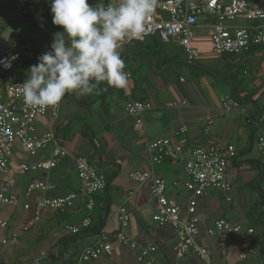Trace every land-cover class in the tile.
<instances>
[{"label":"crops","instance_id":"0c3cea01","mask_svg":"<svg viewBox=\"0 0 264 264\" xmlns=\"http://www.w3.org/2000/svg\"><path fill=\"white\" fill-rule=\"evenodd\" d=\"M18 1L0 0V9H17ZM107 3H114V0ZM206 22V18H202L196 30L194 45L200 52L196 61H188L176 45H165L154 38L136 43V47L131 44L122 55L124 71L132 74L126 88L115 89L101 82L94 87L93 93L96 94L100 88L98 95L103 97V101L88 104L86 96L81 105L82 97L74 92L73 96L63 100L56 118L45 116L36 119L37 132L53 131L69 156L48 173H24L18 169L20 164L45 160L49 151L31 158L20 146L14 150L5 180L16 197V203L2 208L0 212V217L9 223L6 230L0 231V241L15 232L19 240L14 246L0 244V264H74L82 249L96 242L100 233L112 238L119 230L116 210L121 205L130 212L126 233L140 246H156L153 264H199L193 256L176 257L172 251L176 243L173 230L154 224L152 216L156 202L150 192L152 180L137 185L128 177L133 171H153L155 179L166 182V196L185 207L190 194L184 189L187 177L182 166L170 162L151 164L146 152L148 141L172 137L181 124L188 126L189 140L193 145H202L212 139L221 146L232 145L236 150V156L227 169L233 188L232 201L226 203L215 189H210L198 201L199 242L209 251L213 264H264V221L258 215L255 217L253 212L249 215L252 210L249 192L253 186L260 189L264 196V152L257 149L258 139L264 135V121L261 120L264 116V54L253 49L238 56H214ZM255 23L237 19L232 24L250 26ZM27 24L31 25L23 27L16 23L15 26L9 24L8 28H0V55L8 52L13 44L21 53L11 71L16 81L27 78L29 68L38 63L41 53L50 51L52 43L38 36L34 28L36 24ZM204 31L207 33L204 34ZM43 42L45 47L40 51L37 46ZM225 95L234 98L239 108L221 112V98ZM129 98L151 106L144 114L145 130L141 134L135 129L134 118L125 112V103ZM169 104L173 106L169 107ZM208 118L213 120V124L209 136H206L203 129ZM89 137L93 139V145ZM79 156L90 159L107 181L105 190L93 197L90 228L82 231L75 241L68 239L71 242L65 245L61 242V239L72 236L64 232L65 225L80 226L87 216L86 202L80 198L70 209L42 212L40 221L23 232L24 224L34 215L36 200L64 196L79 188L74 162ZM33 180L48 182L54 189L37 192L27 198L25 189ZM173 183L178 185L173 186ZM238 197L241 205L237 202ZM258 202H263L260 207L264 209V200ZM25 204L30 205L28 210L24 209ZM245 215L260 222L257 227L256 223L247 225L253 233L245 239L235 234H208V229L216 220L226 219L241 225V221L245 224ZM97 227H101L99 233ZM112 241V257L83 264H137L131 250ZM253 247L255 254L246 259L240 258L241 253Z\"/></svg>","mask_w":264,"mask_h":264},{"label":"built area","instance_id":"2783aa9c","mask_svg":"<svg viewBox=\"0 0 264 264\" xmlns=\"http://www.w3.org/2000/svg\"><path fill=\"white\" fill-rule=\"evenodd\" d=\"M116 0H114V3ZM36 0H19L16 3L18 10L34 12ZM202 18H206V27L209 31L211 52L214 56L242 55L257 49L264 54V0H156L152 15L146 21V34L143 39L125 42L119 49L121 57L124 50L133 43H144L148 38L170 45L174 44L190 62L196 61L200 52L194 45L196 30ZM237 19L252 20L256 23L250 26H235L232 23ZM1 33V30H0ZM50 48V47H49ZM51 50V48H50ZM12 56L17 59L12 60ZM21 58L17 45H11L8 52L0 55V212L4 207H12L16 197L5 178L9 171L14 150L17 146L31 158L48 150L49 157L45 160L22 163L18 166L21 172L48 173L69 156L68 151L60 144L53 131L39 134L36 128V119L45 116L56 118L63 100L71 93H67L57 106L44 110L31 109L23 103L22 95L16 85L24 81L12 78L11 71L15 63ZM10 63V67L5 65ZM128 79L132 74L125 71ZM221 112H231L239 108L238 102L231 96L221 98ZM169 107L173 104H169ZM125 112L134 118L135 129L140 134L145 130L144 114L151 106L144 101L127 99ZM264 121V116L261 117ZM213 120L208 118L203 133L209 136ZM257 149L264 152V135L259 137ZM146 152L151 164L170 162L182 166L187 177L184 189L190 194L185 207L166 196L167 184L164 180L154 178L153 171L130 172L129 179L137 185L152 180L151 196L156 202V209L152 220L157 227H169L176 236V243L172 251L176 257L193 256L199 264H213L207 248L199 242L200 220L197 214L199 199L203 198L210 189L219 191L226 203L232 201V184L227 176L230 162L236 156L234 146H221L212 139L205 144L193 145L189 140V128L181 124L176 128L172 137H163L147 142ZM79 188L60 197H41L35 201V211L23 226L22 231L32 229L41 218L44 211L61 212L74 207L78 199L86 202L87 216L80 226L65 225L64 232L70 235H79L90 228L92 220L90 213L94 206L93 197L105 190L106 178L99 173L96 167L85 157L74 159ZM178 183H173L177 186ZM54 186L42 180H33L25 189L27 198L37 192L52 191ZM29 204L24 205L28 210ZM119 230L111 237L100 233L97 241L82 249L74 264L94 262L103 257H112L114 254L113 241L128 248L134 254L137 264H153L152 256L156 253L155 245L140 246L127 233L130 224V212L121 205L116 210ZM7 220L0 217V231L8 228ZM235 234L242 240L253 233V229L240 224H233L226 219H218L208 229L213 233ZM18 233H12L3 238V246L16 245ZM256 253L250 248L240 254L246 259ZM1 258V255H0Z\"/></svg>","mask_w":264,"mask_h":264},{"label":"clouds","instance_id":"9594fccd","mask_svg":"<svg viewBox=\"0 0 264 264\" xmlns=\"http://www.w3.org/2000/svg\"><path fill=\"white\" fill-rule=\"evenodd\" d=\"M52 23L61 31L51 50L38 57L27 78L16 85L31 109L57 106L67 93L86 97L101 82L115 89L127 86L119 49L143 39L156 0H116L102 5L88 0H50ZM12 60L17 56H12ZM10 67V63L5 65Z\"/></svg>","mask_w":264,"mask_h":264},{"label":"water","instance_id":"95a60500","mask_svg":"<svg viewBox=\"0 0 264 264\" xmlns=\"http://www.w3.org/2000/svg\"><path fill=\"white\" fill-rule=\"evenodd\" d=\"M51 4L46 3L45 0H36V7L33 13H24L23 11L12 9L0 12V24L10 22V23H34L37 27L44 32L47 36L54 39L56 33H54L42 20L41 16L43 12L50 7ZM136 47L137 44L133 43ZM74 92L70 94L73 96ZM83 99L80 101V104L83 105Z\"/></svg>","mask_w":264,"mask_h":264},{"label":"rangeland","instance_id":"374dc122","mask_svg":"<svg viewBox=\"0 0 264 264\" xmlns=\"http://www.w3.org/2000/svg\"><path fill=\"white\" fill-rule=\"evenodd\" d=\"M106 1H108V2H111L112 0H96V5H102V4H105V2ZM7 23V22H6ZM21 24V26H23V27H27V26H30L31 24H24V23H20ZM47 25L49 26V29L51 28L52 30H56V28L54 27V26H52V24L49 22V21H47ZM34 26V25H33ZM8 28V26H7V24L3 27V28ZM34 28H35V31H36V33L38 34V36H41V38H42V40H46V41H51V38L49 37V36H47L44 32H42L38 27H36V26H34ZM60 31H61V28L59 29ZM207 33V31H204V34H206ZM45 47V43L43 42L40 46L38 45L37 46V48L40 50V51H42V49ZM180 50V49H179ZM179 52H182L181 50L179 51ZM41 53V52H40ZM41 55H42V53H41ZM40 55V56H41ZM230 56H232V55H230ZM90 160V159H89ZM95 165L97 164V162H93ZM24 175V177H26L25 176V174H23ZM257 183V182H256ZM253 190V191H252ZM251 190V193L249 192V194H250V199H251V211L249 212V215H252V213L251 212H253V215L256 217L257 215L259 216V217H261L262 218V221H264V209H261V207H260V205L261 204H259V202L258 201H260L261 199H263V196H262V192H259L260 191V189H258V188H256V186H253V189ZM258 196V197H257ZM239 200V197L237 198V202L239 203V205H241V201L239 202L238 201ZM234 204H236L235 203V201L233 202ZM223 205L224 206H226L227 208H229L230 207V205H226V204H224L223 203ZM249 215H245V217L243 218V220L245 221L244 223L245 224H243V221H241V217H239L238 219H239V221H241V225H243L244 227H248L247 225L250 223L251 225H254L255 223H256V226L255 227H257V225L260 223L259 221L258 222H256V221H253V219H251V217H248V218H246L247 216H249ZM237 219V220H238ZM259 232V231H258ZM256 235H257V233H256ZM88 264H91V263H88Z\"/></svg>","mask_w":264,"mask_h":264},{"label":"trees","instance_id":"16d2710c","mask_svg":"<svg viewBox=\"0 0 264 264\" xmlns=\"http://www.w3.org/2000/svg\"><path fill=\"white\" fill-rule=\"evenodd\" d=\"M94 1H95V0H91L89 4H95ZM45 2L51 4V3H50V0H46ZM50 9H51V6L48 7V8L43 12L41 18H42V20L46 23V25H47V21H49V22L52 24V26H54V27L56 28V30H52V29L50 28L53 32H55V33L60 32L59 29H60L61 27H60V26H57V25H54V24L52 23V19H53V17H52V13H51V10H50ZM1 11H2V10L0 9V12H1ZM6 24H7V25L11 24V25H13V26L16 25V23H10V22H7V23H2V24H0V28L2 29V27H4ZM34 25H35V24H34ZM35 26L37 27V25H35ZM47 26H48V25H47ZM48 27H49V26H48ZM51 41L53 42V39H51ZM100 92H101V91H100V88H99V90L97 91L96 94L92 93V94L88 95V96H87V98H88L87 103H88V104H92V103H94L96 100H102V101H103V97H101V96L98 95V94H100ZM87 138H88V137H87ZM89 141H90V143L93 145V139H92L91 137H89ZM260 174H262V171H260ZM106 187H107V184H106ZM259 192H260V191H259ZM262 195H263V194H262ZM263 200H264V196H263ZM262 203H263V202H261V204H262ZM96 229H97V233H99L101 227H97ZM78 236H79V235L67 236V237L61 239V242L65 245V244L71 242V241L68 240V239H71L72 241H75V240L77 239Z\"/></svg>","mask_w":264,"mask_h":264}]
</instances>
